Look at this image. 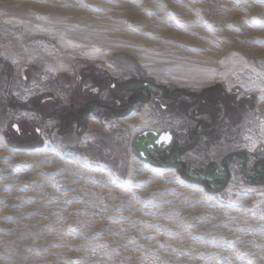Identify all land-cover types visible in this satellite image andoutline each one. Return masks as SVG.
<instances>
[{
  "label": "rangeland",
  "instance_id": "rangeland-1",
  "mask_svg": "<svg viewBox=\"0 0 264 264\" xmlns=\"http://www.w3.org/2000/svg\"><path fill=\"white\" fill-rule=\"evenodd\" d=\"M0 264H264V0H0Z\"/></svg>",
  "mask_w": 264,
  "mask_h": 264
},
{
  "label": "bare ground",
  "instance_id": "bare-ground-1",
  "mask_svg": "<svg viewBox=\"0 0 264 264\" xmlns=\"http://www.w3.org/2000/svg\"><path fill=\"white\" fill-rule=\"evenodd\" d=\"M199 76V79H196V77L194 78H190V80H187V81H182V82H177V85H179L180 87H185V88H191V89H195L201 85H209V84H212L214 83V81L217 80V78H211V77H201L202 74L199 73L197 74ZM164 82V81H163ZM249 90V89H248ZM123 122L125 123H128L130 124L131 126H136V125H139L141 127L143 126H150L148 120H146V117H145V112H142V113H139L138 115H132L128 118H124L122 120ZM148 122V124H147ZM98 122L96 121H93L91 120V125L92 126H97ZM255 142V141H254ZM256 143V142H255ZM258 143V142H257ZM251 147V146H250ZM11 152V151H10ZM10 155V157H12L14 160L16 161H19V162H23L25 160L26 157H24V155L22 154H11V153H8ZM133 162L135 163L134 164V168H143L142 166H140L141 163H139L138 161H136L135 158H133ZM31 165V169H33L32 171H36L38 169H34V167L37 168V165L32 163V161H29V163ZM59 166V167H58ZM62 167V168H61ZM65 166H63L62 163H57V167L55 168V175H58L57 177L61 180L63 179V183H65L64 179H65V172L63 173V168ZM29 168V167H28ZM54 172V171H53ZM132 172V171H131ZM137 173L135 172V175ZM133 177V176H132ZM172 177H175L176 179V185H182L181 184V181L179 180V178L177 177V175L175 173H172ZM57 178V179H58ZM133 179V178H132ZM31 181V180H30ZM178 181V182H177ZM60 183V182H59ZM62 184V183H61ZM77 183H74L73 181L67 183L64 185V187H66V189H72L73 191L71 192V194H74L76 192V187H77ZM153 185H157V184H153ZM63 187V186H62ZM65 189V190H66ZM154 189V188H153ZM219 263V262H218Z\"/></svg>",
  "mask_w": 264,
  "mask_h": 264
},
{
  "label": "crops",
  "instance_id": "crops-1",
  "mask_svg": "<svg viewBox=\"0 0 264 264\" xmlns=\"http://www.w3.org/2000/svg\"><path fill=\"white\" fill-rule=\"evenodd\" d=\"M98 127H100V125ZM159 144H162L161 141L159 142ZM177 157H180V156H177ZM178 160H180V159H178ZM206 170L207 169H201V170H199V169L195 168V166H190L189 171H187V173L188 174H191L192 173V174H194V176L199 175L201 178H205L206 177L207 178V181L210 182L213 187H214V183H216L217 185H220L218 183V180L220 181V183H222V181H224L225 176H224V173L222 171L220 173H223V174H221V176L219 175V179H216L215 180L214 178H209L207 176L208 173L206 172Z\"/></svg>",
  "mask_w": 264,
  "mask_h": 264
},
{
  "label": "trees",
  "instance_id": "trees-1",
  "mask_svg": "<svg viewBox=\"0 0 264 264\" xmlns=\"http://www.w3.org/2000/svg\"><path fill=\"white\" fill-rule=\"evenodd\" d=\"M114 87L116 88L117 87V84H114ZM64 109L63 110H65L66 109V107H63ZM68 110H70V115H75L76 114V112L78 111V110H74V109H72V108H67L66 109V112L68 113ZM34 111H36V110H34ZM83 112H85V110L83 109V110H80V114L81 113H83ZM56 116H58V115H54L53 114V116L51 117V116H49V117H42L41 116V118H43V119H48V120H50V119H54V118H56ZM72 120V119H71ZM63 125V124H62ZM64 126V125H63ZM66 127V126H65ZM221 127H223V126H221V125H219V126H217V130H220L221 129ZM224 129V128H223ZM39 129L37 128V131H38ZM229 130H230V128H229V126L226 128V131L227 132H229ZM215 131H216V129H215ZM213 134H208V141L206 142V143H204L205 145H202L204 148H207L208 147V145H210L211 143H212V141L211 140H209L210 138H213V136H212ZM199 144H202V142L201 141H199V142H197L196 144H195V146H197V145H199ZM200 146V145H199ZM203 147H201V148H203ZM210 147V146H209Z\"/></svg>",
  "mask_w": 264,
  "mask_h": 264
},
{
  "label": "built area",
  "instance_id": "built-area-1",
  "mask_svg": "<svg viewBox=\"0 0 264 264\" xmlns=\"http://www.w3.org/2000/svg\"><path fill=\"white\" fill-rule=\"evenodd\" d=\"M21 113L19 114V118H24L27 114L29 115L28 118L34 119L36 113L31 111V112H26L25 110L20 111Z\"/></svg>",
  "mask_w": 264,
  "mask_h": 264
},
{
  "label": "flooded vegetation",
  "instance_id": "flooded-vegetation-1",
  "mask_svg": "<svg viewBox=\"0 0 264 264\" xmlns=\"http://www.w3.org/2000/svg\"><path fill=\"white\" fill-rule=\"evenodd\" d=\"M139 113H135V114H132V115H138ZM132 115H130V116H132ZM129 116V117H130ZM128 118V117H127ZM123 119V118H122ZM219 126V125H218ZM148 126H143V127H140V128H147ZM228 134H229V132H227ZM255 144H257V142L255 143V142H253L252 144H251V147H253V146H255ZM251 147H249V148H251Z\"/></svg>",
  "mask_w": 264,
  "mask_h": 264
},
{
  "label": "water",
  "instance_id": "water-1",
  "mask_svg": "<svg viewBox=\"0 0 264 264\" xmlns=\"http://www.w3.org/2000/svg\"><path fill=\"white\" fill-rule=\"evenodd\" d=\"M14 129H15V130H18V129H19V124L16 123V124L14 125Z\"/></svg>",
  "mask_w": 264,
  "mask_h": 264
},
{
  "label": "snow or ice",
  "instance_id": "snow-or-ice-1",
  "mask_svg": "<svg viewBox=\"0 0 264 264\" xmlns=\"http://www.w3.org/2000/svg\"><path fill=\"white\" fill-rule=\"evenodd\" d=\"M168 138H169V137H167V136L165 137V139H168Z\"/></svg>",
  "mask_w": 264,
  "mask_h": 264
}]
</instances>
